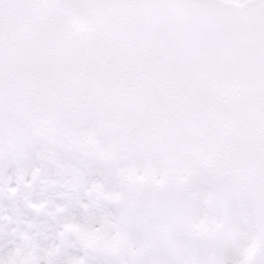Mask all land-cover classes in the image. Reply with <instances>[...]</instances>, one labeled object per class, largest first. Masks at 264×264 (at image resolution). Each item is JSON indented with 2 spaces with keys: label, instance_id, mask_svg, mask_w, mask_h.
Returning a JSON list of instances; mask_svg holds the SVG:
<instances>
[{
  "label": "snow or ice",
  "instance_id": "6c2138e0",
  "mask_svg": "<svg viewBox=\"0 0 264 264\" xmlns=\"http://www.w3.org/2000/svg\"><path fill=\"white\" fill-rule=\"evenodd\" d=\"M0 264H264V0H0Z\"/></svg>",
  "mask_w": 264,
  "mask_h": 264
}]
</instances>
